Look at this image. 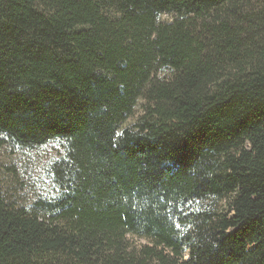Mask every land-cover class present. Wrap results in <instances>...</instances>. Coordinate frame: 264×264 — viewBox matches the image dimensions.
Listing matches in <instances>:
<instances>
[{
    "label": "trees",
    "instance_id": "16d2710c",
    "mask_svg": "<svg viewBox=\"0 0 264 264\" xmlns=\"http://www.w3.org/2000/svg\"><path fill=\"white\" fill-rule=\"evenodd\" d=\"M0 138L64 144L0 264H264V0H0Z\"/></svg>",
    "mask_w": 264,
    "mask_h": 264
},
{
    "label": "rangeland",
    "instance_id": "374dc122",
    "mask_svg": "<svg viewBox=\"0 0 264 264\" xmlns=\"http://www.w3.org/2000/svg\"><path fill=\"white\" fill-rule=\"evenodd\" d=\"M168 18L162 16L161 20ZM139 102L133 117L122 128L132 126L141 112ZM64 156V144L51 141L34 150L11 146L0 138V191L16 206L28 207L38 200H50L57 194L51 177V165ZM135 248L149 245L144 239L129 237Z\"/></svg>",
    "mask_w": 264,
    "mask_h": 264
}]
</instances>
